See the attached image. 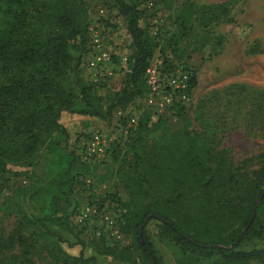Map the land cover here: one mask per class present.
Listing matches in <instances>:
<instances>
[{
    "label": "trees",
    "instance_id": "1",
    "mask_svg": "<svg viewBox=\"0 0 264 264\" xmlns=\"http://www.w3.org/2000/svg\"><path fill=\"white\" fill-rule=\"evenodd\" d=\"M110 1L116 15L125 23L131 53L123 90L107 98L109 101L104 106L103 98L98 94V88L103 86L91 84L79 74L92 23L87 0H0V192L12 178L22 177L26 173L24 168L41 165L44 180L29 196L30 214L26 215L19 205L21 189H16V206L27 227L31 228L29 238L36 235L54 240L55 235L46 224L60 220L65 224L69 212V225L81 243L96 244L100 246L98 255L115 259L111 250L122 240L108 245L104 240L83 238L71 221L81 205L72 200L77 186H82L83 182L85 191L96 190L92 183L73 175V171L75 168L91 171L99 165L88 166L80 162L79 139L69 144L70 129L64 127L60 119L70 114L109 122L116 112L126 111L136 100L145 98L146 70L156 50L160 51L162 47V39L149 34V20L164 8L161 0H153L160 6L158 11L147 9L146 0ZM189 19L190 15L183 10L175 16L184 29ZM199 21L204 27L231 23L227 5L203 7ZM168 26L170 24L165 23L164 38L169 32ZM222 40L220 36L216 44L221 45ZM163 60L169 69L173 58ZM191 85L193 90L196 85L194 70ZM256 100L253 98L254 102ZM186 106L174 105L152 125H149L151 113L145 108L139 115L136 129L125 140L110 147L108 161L129 142L152 135L171 117L183 118ZM258 108L253 105L249 113V119L255 125L264 122L263 115L259 114L264 113V108ZM229 113L232 118L237 111ZM184 121L188 122L187 119ZM133 150L136 167L151 156L158 165L154 169L157 174L147 179L137 173L122 180V187L129 196L127 203L119 194L100 193L97 205L115 206L113 210L122 236L129 237L131 243L138 246L149 264L151 261L159 264L146 237L145 228L151 222L157 225L160 238L173 241L197 257L209 258L216 253L224 264H264V161L252 172V178L247 177L251 182L248 186L240 181V174L231 172L222 153L213 154L199 142L197 135L186 129L162 135L150 153L141 147ZM91 199L89 194L85 201ZM37 206L40 214L35 215ZM220 217L239 224V234L229 244L231 249H227L229 245L224 241L208 242L220 233L217 225H212L213 221L219 222ZM140 227H143L141 234ZM250 237L261 241L262 246L249 251L237 250ZM16 239L27 243L28 238L22 231L13 232L9 243ZM76 261L97 264L94 256L84 259L81 254ZM28 264L31 263L28 261Z\"/></svg>",
    "mask_w": 264,
    "mask_h": 264
},
{
    "label": "rangeland",
    "instance_id": "2",
    "mask_svg": "<svg viewBox=\"0 0 264 264\" xmlns=\"http://www.w3.org/2000/svg\"><path fill=\"white\" fill-rule=\"evenodd\" d=\"M161 1L164 11L160 15L170 26L167 27L169 32L160 42L161 50H156L152 62L156 59L164 61V58L172 57L173 61L187 65L196 73V85L192 91L191 102L182 113L183 118L171 117L152 135L142 136L137 141L129 142L104 165L91 171L78 168L73 171V175L82 178L81 181L92 183L97 192L102 195L103 193L119 194L125 203L129 196L122 187V180L132 178L137 173L150 179L158 166L151 156H147L144 163L136 167L133 149L141 147L150 153L155 149L160 137L167 133L186 129L192 135H197L199 142L207 150L213 154L222 153L231 172L240 174V181L248 186L251 182L247 177L252 178V172L256 171L264 161V122L255 125L249 119L253 105L256 108H264V0ZM87 3L90 21L101 23L111 38L112 45L116 44L119 55L125 56L128 60L131 40L126 34L125 23L116 15L112 2L87 0ZM220 3L227 5L231 23L223 22L204 27L199 21L200 10L208 5ZM99 9H103V15L99 14ZM182 10L190 15L185 29L175 20L177 13ZM220 36L223 37L221 45L216 44ZM216 53L218 55L214 56ZM119 60V56L114 58L113 76L108 80L107 86L98 88L104 106H107L109 97L120 93L125 85L124 76L128 69L121 70ZM79 74L85 81H91L92 74L86 69L85 60L81 61ZM253 98L257 100L254 102ZM128 108L139 115L146 110L145 102L142 100H136ZM231 110L237 111L232 118L229 116ZM259 114L263 115L264 119V113ZM185 119L188 122H185ZM116 120V114L109 122L65 114L61 117L60 123L70 129L69 144L72 145L75 139H79L77 142L80 143L93 131H100L106 135L117 132ZM23 171L26 173L22 177L12 178L6 188L0 192V242L2 243L0 264L21 262L28 264V261L31 264H81L76 261L80 254L84 259L93 258L100 246L81 243L80 238L69 225V212L65 224L61 223V220L58 223L46 224L54 233V240L36 235L29 238L31 228L27 227L23 214L16 206V189H21L19 205L26 215L30 214L32 206L29 196L42 185L44 171L41 165L24 168ZM82 186L78 185L76 193L72 195L73 202L79 201L81 205L86 202L85 198L89 194ZM147 186L145 184V187ZM37 208L35 215L40 214L39 207ZM217 221L219 222L213 221L212 225H217L220 233L210 238L208 242L224 241L229 245L232 243L231 239L239 234V224L234 220L228 221L227 217L224 219L220 217ZM156 226L155 222H151L145 231L159 264H224L221 256L216 253L209 258L197 257L184 251L173 241L160 238ZM19 231L28 238L27 243H21V240L16 239L10 244V235ZM261 246V241L250 237L242 242L237 250L249 251ZM231 247L232 245H229L227 249ZM111 252L116 255L115 259L97 258L98 263L149 264L138 246L131 243L127 236H124Z\"/></svg>",
    "mask_w": 264,
    "mask_h": 264
},
{
    "label": "built area",
    "instance_id": "3",
    "mask_svg": "<svg viewBox=\"0 0 264 264\" xmlns=\"http://www.w3.org/2000/svg\"><path fill=\"white\" fill-rule=\"evenodd\" d=\"M145 7L157 11L160 8L153 0H146ZM103 13V9H99V14L103 15ZM160 13L158 12L155 17L149 20L148 29L150 36L158 40L163 39L165 35V20ZM88 34L89 43L85 55V67L92 74L89 82L98 87H104L113 76L114 58L119 56L121 70L127 69V58L119 55L115 47L116 44L112 45L111 38L99 21L91 23ZM191 76L192 69L175 60L169 69L166 68L162 60L156 59L150 62L145 74L147 94L142 99L145 102V108L151 113L149 125L155 123L162 113L174 105H187L191 102L193 91ZM116 117L117 132L106 135L100 131H93L80 142L78 154L82 164L101 166L108 161L110 147L125 140L136 129L139 119V114L136 111L128 108L126 111L116 112ZM89 194L92 197L91 201H86L75 210L71 218L73 225L78 231H81L83 238L104 240L108 245L121 241L123 236L113 210L115 206L107 203L102 207L97 205L100 196L97 190H93Z\"/></svg>",
    "mask_w": 264,
    "mask_h": 264
},
{
    "label": "crops",
    "instance_id": "4",
    "mask_svg": "<svg viewBox=\"0 0 264 264\" xmlns=\"http://www.w3.org/2000/svg\"><path fill=\"white\" fill-rule=\"evenodd\" d=\"M94 257L96 258L97 263L99 262L97 258H104V259L110 258V257H107V256L98 255V254H95ZM110 259L113 260L112 258H110ZM98 264H99V263H98ZM101 264H103V263H101Z\"/></svg>",
    "mask_w": 264,
    "mask_h": 264
},
{
    "label": "water",
    "instance_id": "5",
    "mask_svg": "<svg viewBox=\"0 0 264 264\" xmlns=\"http://www.w3.org/2000/svg\"><path fill=\"white\" fill-rule=\"evenodd\" d=\"M142 228H143V227H140V229H139V233H140V234H141ZM150 261H151V260H150ZM151 264H154V263L151 261Z\"/></svg>",
    "mask_w": 264,
    "mask_h": 264
}]
</instances>
